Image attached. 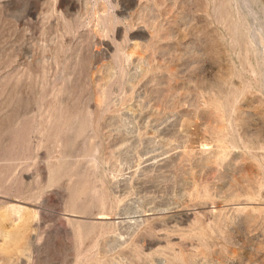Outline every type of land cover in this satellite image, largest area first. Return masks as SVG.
<instances>
[{
  "label": "rangeland",
  "instance_id": "374dc122",
  "mask_svg": "<svg viewBox=\"0 0 264 264\" xmlns=\"http://www.w3.org/2000/svg\"><path fill=\"white\" fill-rule=\"evenodd\" d=\"M0 264H264V0H0Z\"/></svg>",
  "mask_w": 264,
  "mask_h": 264
}]
</instances>
